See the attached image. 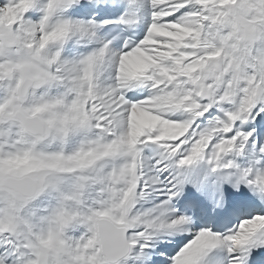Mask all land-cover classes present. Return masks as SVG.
Segmentation results:
<instances>
[{
    "label": "snow or ice",
    "instance_id": "1",
    "mask_svg": "<svg viewBox=\"0 0 264 264\" xmlns=\"http://www.w3.org/2000/svg\"><path fill=\"white\" fill-rule=\"evenodd\" d=\"M0 264H264V0H0Z\"/></svg>",
    "mask_w": 264,
    "mask_h": 264
}]
</instances>
